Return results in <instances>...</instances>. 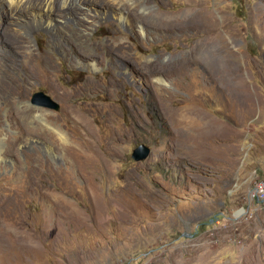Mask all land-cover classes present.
<instances>
[{
  "label": "rangeland",
  "instance_id": "374dc122",
  "mask_svg": "<svg viewBox=\"0 0 264 264\" xmlns=\"http://www.w3.org/2000/svg\"><path fill=\"white\" fill-rule=\"evenodd\" d=\"M134 1L0 53V264H264V0Z\"/></svg>",
  "mask_w": 264,
  "mask_h": 264
},
{
  "label": "bare ground",
  "instance_id": "6f19581e",
  "mask_svg": "<svg viewBox=\"0 0 264 264\" xmlns=\"http://www.w3.org/2000/svg\"><path fill=\"white\" fill-rule=\"evenodd\" d=\"M106 1L107 0H0V18L3 20L0 24V42L3 43L0 44V53L8 50V48L13 50L16 54L14 62L12 63V65L15 64L13 69L20 72L23 80L31 81L32 78H36V71L32 68V60L35 54L28 48V39L22 38L20 32L30 35L36 27H45L51 32L53 37V39L50 40V45L59 47L61 45V37H64V33L70 32V27L65 23L69 15L78 16V24L83 27V31L87 30V25H89L90 21H95L98 18L101 19L110 15H116L118 20L125 21L130 25L136 23V25L142 29L143 20L138 17L133 20L130 17L131 13H128L121 4V0H110L112 3H106ZM134 3H138L139 6L144 5L137 0H135ZM98 4L99 6H105L101 7L103 11L95 13L93 9L97 8L96 6H98ZM28 15L32 16L31 19H27ZM132 64L135 63L131 62L129 66H132ZM89 65L95 68L98 66L97 62L94 61H91ZM3 85H5L11 93H15L14 87L5 83ZM185 108L187 107L185 106ZM35 109L47 125L52 126V128L58 132L60 138L66 141V133L61 128L49 123V121L45 119L43 112H41V108ZM29 114L31 113L25 110L21 113V117L24 120V117Z\"/></svg>",
  "mask_w": 264,
  "mask_h": 264
},
{
  "label": "water",
  "instance_id": "95a60500",
  "mask_svg": "<svg viewBox=\"0 0 264 264\" xmlns=\"http://www.w3.org/2000/svg\"><path fill=\"white\" fill-rule=\"evenodd\" d=\"M33 100L36 103L49 106L52 108H58L59 104L56 103L54 100L50 98L49 95L45 94L43 91L36 92L33 95ZM151 154V148L145 143L140 144L137 146L132 153V157L137 160H144Z\"/></svg>",
  "mask_w": 264,
  "mask_h": 264
},
{
  "label": "built area",
  "instance_id": "2783aa9c",
  "mask_svg": "<svg viewBox=\"0 0 264 264\" xmlns=\"http://www.w3.org/2000/svg\"><path fill=\"white\" fill-rule=\"evenodd\" d=\"M255 174H257V172L252 173V175ZM249 196L250 199L254 201L264 199V170L262 176H257L253 179V185L252 188L249 190Z\"/></svg>",
  "mask_w": 264,
  "mask_h": 264
}]
</instances>
